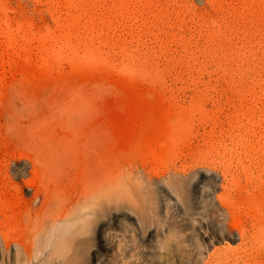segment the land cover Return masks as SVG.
Instances as JSON below:
<instances>
[{
    "label": "rangeland",
    "instance_id": "374dc122",
    "mask_svg": "<svg viewBox=\"0 0 264 264\" xmlns=\"http://www.w3.org/2000/svg\"><path fill=\"white\" fill-rule=\"evenodd\" d=\"M105 177L71 264H264V0H0L1 233Z\"/></svg>",
    "mask_w": 264,
    "mask_h": 264
},
{
    "label": "bare ground",
    "instance_id": "6f19581e",
    "mask_svg": "<svg viewBox=\"0 0 264 264\" xmlns=\"http://www.w3.org/2000/svg\"><path fill=\"white\" fill-rule=\"evenodd\" d=\"M172 176H175L172 180L174 183L187 181L189 175L174 171ZM111 188L107 177L96 181L85 193L83 205H77L80 204L81 198L76 200V204L63 206L61 198L47 197L41 210H37L35 218L26 225V232L21 236L13 235L6 224L2 233L0 231L5 243L4 246L0 244V264H71L79 246L84 243L91 248V242L98 238V227L100 231L106 229V220L98 226L94 216L97 204L109 197ZM40 193L42 190L37 196H40ZM43 193L45 194L44 191ZM82 235H87L84 240L79 239ZM227 242L231 244L229 240ZM89 250L88 264H95L98 251Z\"/></svg>",
    "mask_w": 264,
    "mask_h": 264
}]
</instances>
